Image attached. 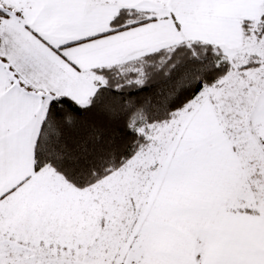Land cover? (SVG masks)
Listing matches in <instances>:
<instances>
[{"label": "snow or ice", "instance_id": "snow-or-ice-1", "mask_svg": "<svg viewBox=\"0 0 264 264\" xmlns=\"http://www.w3.org/2000/svg\"><path fill=\"white\" fill-rule=\"evenodd\" d=\"M0 264H264V0H0Z\"/></svg>", "mask_w": 264, "mask_h": 264}]
</instances>
